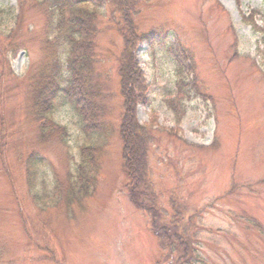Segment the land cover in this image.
<instances>
[{
  "label": "rangeland",
  "instance_id": "obj_1",
  "mask_svg": "<svg viewBox=\"0 0 264 264\" xmlns=\"http://www.w3.org/2000/svg\"><path fill=\"white\" fill-rule=\"evenodd\" d=\"M92 1L109 135L97 143L89 194L71 203L64 191L78 149L93 141L57 101L54 120L69 136L37 142L27 96L45 61L46 19L34 0H0V264H177L180 256L190 264H264V0H131L133 15L130 0ZM124 21L161 40L134 52L150 88L136 120L150 139L152 204L186 250L179 241L177 251H163L146 210L128 196L118 133ZM171 45L188 57L190 73L178 75ZM180 78L198 90L178 92Z\"/></svg>",
  "mask_w": 264,
  "mask_h": 264
},
{
  "label": "trees",
  "instance_id": "obj_2",
  "mask_svg": "<svg viewBox=\"0 0 264 264\" xmlns=\"http://www.w3.org/2000/svg\"><path fill=\"white\" fill-rule=\"evenodd\" d=\"M34 1L38 3L35 4L36 6L42 7L38 11L42 12L46 19L44 23L46 39L43 43L45 61L30 79L27 96L30 104L28 108L30 123H34L38 132L35 136L36 140L42 145L54 138L65 143V139L69 136L67 129L54 120L53 114L57 101H61L66 103L75 114L80 134L85 140L89 138L86 141H93L79 147L80 163L76 176H72V180L68 181L69 184L64 191L66 194L64 197L74 203L79 196L86 197L89 184L94 181L93 174L98 168V152L101 146L97 143L109 135L108 126L105 123L108 114L105 103L108 95L105 94L108 78H104L105 80L99 78L96 71L97 58L94 55L97 35L93 21L96 20L97 10L96 5H92V0ZM107 1L115 5L114 0ZM136 2L131 0L126 2L131 15L135 13ZM89 4L92 6L90 9ZM122 14L124 15V12ZM19 20L20 17L16 15V25ZM118 32L124 45V50L119 54L117 61L118 84L123 100V114L118 133L122 144L121 155L125 176L128 178L126 186L128 196L136 208L146 210L149 217V231L159 242V247L165 252L168 249L177 251L176 244L179 241L183 242L180 244L181 247L187 244H184L185 241L181 237L171 235V228L175 224L172 227L167 225L163 219V213L158 212L152 204L156 201V197H153L149 176H147L150 139L145 132V127L136 120V108L147 104L146 95L150 88L141 67L134 59V52L139 45H145L148 50L153 51L161 40L158 39V33L154 31L148 34L138 33L134 24L130 25L125 21ZM14 33L15 31L11 32L10 38L9 36L7 38L8 41L12 40ZM10 47L13 53L17 51L12 44ZM180 51L182 50L179 47L176 48L173 45L167 51L176 61L179 76L183 74V71L190 73L193 70V65L188 63V57L182 56ZM175 87L178 92H184V87L198 90L192 81L185 83L182 78L176 82ZM174 107V104H168L169 109L173 110ZM178 215L174 219L179 221L180 225L183 219H179ZM183 250H186V247ZM188 261L180 256L174 263L190 264Z\"/></svg>",
  "mask_w": 264,
  "mask_h": 264
}]
</instances>
